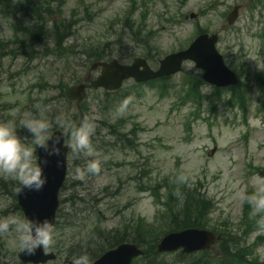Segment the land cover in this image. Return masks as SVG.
<instances>
[{"label":"rangeland","instance_id":"374dc122","mask_svg":"<svg viewBox=\"0 0 264 264\" xmlns=\"http://www.w3.org/2000/svg\"><path fill=\"white\" fill-rule=\"evenodd\" d=\"M66 1L63 15L58 19H65L63 22L67 24L72 22V18L83 19L73 28L71 37L64 44L67 51L77 52L78 57H70L72 53L67 56L70 58L51 54L50 51L55 49L53 34L45 33L42 29L39 38L43 42L47 39V42L44 45L35 43L32 45L33 52L28 53L37 54L36 61L8 55L7 49L2 52L0 71L4 81L0 85V106L3 103L12 104L13 108L5 115L16 120L17 124L25 112H30L28 108L34 109L37 99L59 97L61 90L54 88L59 82L71 87L100 75L99 71L92 73L91 65L85 67L79 60L87 58V54L81 52L89 53L92 46L108 44L107 52L111 60L131 64L135 58L143 57L157 70L165 56L188 47L201 26L209 34L218 33L221 36L219 51L229 68H240V61L236 57L243 51L241 57L245 68L250 69L251 77L255 74L264 76V71L258 70V66L264 68V43L258 39L264 33V9L250 10V0H150L147 3L144 0ZM12 2L20 10L15 18L0 11V40L10 41L14 38L13 23H22L26 27L38 24L30 13L40 0ZM239 3L247 7L238 23L229 26L224 15H228L232 7ZM56 4L49 6L53 13L59 9L55 7ZM210 4L216 8H208ZM133 6L136 12L126 20ZM202 9L206 12L204 18L200 16L194 22L185 20V15L200 14ZM94 14H97V18L90 22L88 18ZM53 15L57 18L58 14H52L51 18ZM143 15H146L145 19ZM47 28L50 29L49 25ZM138 30L142 35L137 33ZM150 31L154 36L151 37L152 50L149 51L140 43V39ZM20 35L23 36V33ZM22 39H27V36ZM194 69V64L187 62L183 73L167 82L168 95L163 98H160L158 88L143 86L138 89L133 81H128L117 95L105 97L103 90L89 91L87 103L90 115L96 118L94 147L96 158L101 160V173L87 177L84 182L77 180L75 168L83 167L86 158L74 160L69 155V170L61 200L72 198L80 205L72 207L68 203L62 206L64 217L61 226L55 228L54 244L47 250L57 253L60 249L61 255L55 263L50 264H68L65 258L68 247L86 238L93 223H98L106 231L123 228L138 216L150 223H157L161 209L152 192L146 188L159 185L158 192L165 199L163 185L176 176L178 164L190 178V185L206 193L215 203L208 229L233 234L241 232L245 200L240 194L253 190L249 183L252 175H264V113H257L264 99V90L242 74L241 79L248 84L251 102L247 113L243 114L237 107L226 103L231 97L230 91L223 90L218 99L219 94H215L209 84L201 87V105L194 104L184 98L187 87L184 79L194 75ZM39 84L45 87L38 88ZM257 91L260 95L256 94ZM126 99L130 101L126 110L117 116V108ZM69 110L76 112L75 105L70 106ZM61 111L66 113V107L60 108ZM257 121H260L259 126ZM132 129L136 131L128 139H132L133 146L123 150L111 132L129 134ZM122 140L129 143L123 137ZM215 147L218 151L210 156ZM3 182L7 184L3 185ZM13 184L16 185V182L0 177V217L11 214L24 216L15 208ZM256 235L249 238V244ZM13 240L14 234L11 232L0 234V264H20L18 255L21 251L14 246ZM211 252L217 253L216 249ZM175 255H165L162 260L167 264H179ZM255 256L261 260L256 252Z\"/></svg>","mask_w":264,"mask_h":264},{"label":"clouds","instance_id":"9594fccd","mask_svg":"<svg viewBox=\"0 0 264 264\" xmlns=\"http://www.w3.org/2000/svg\"><path fill=\"white\" fill-rule=\"evenodd\" d=\"M258 70L264 71V68L258 66ZM194 75L202 76L203 71L194 69ZM256 94L260 95L259 91ZM129 102L127 99L122 102L116 110L117 116L124 113ZM48 111V106L36 105V112H25L18 124L14 119L0 121V177L16 182L20 186L18 192L25 189L39 191L44 187L48 179L44 168L48 161L41 160L37 150L43 149L48 154L59 156L62 138L67 150L66 157L70 155L74 160L86 158L83 167L75 168L77 180L84 182L87 177L101 173V160L96 158L93 144L96 118L85 115L77 125L71 123L62 111L50 119ZM256 124L259 126L260 121ZM54 128L61 129L64 136L55 135ZM178 180L184 182L186 177L181 175ZM249 183L253 190L250 193L244 191L240 195L250 206L249 219L255 220L256 231L264 233V175H252ZM9 232L14 234V246L31 256L38 249L47 251L54 244L56 230L47 218L40 220L11 214L0 217V234ZM255 252L264 260V245L257 247ZM71 264H91L90 257L85 251L74 256Z\"/></svg>","mask_w":264,"mask_h":264},{"label":"water","instance_id":"95a60500","mask_svg":"<svg viewBox=\"0 0 264 264\" xmlns=\"http://www.w3.org/2000/svg\"><path fill=\"white\" fill-rule=\"evenodd\" d=\"M194 17L195 15L192 16V19ZM234 20L235 14L231 16L230 23ZM217 42V36H201L189 50L167 57L162 61L160 69L156 72L149 68L148 63L142 59L135 60L132 66H122L117 61L111 64H99L103 68V75L94 81L92 86L96 88L104 87L116 91L122 87L123 81L129 78H134L137 83H140L165 76H173L181 72L182 65L186 60H192L198 68L205 70L204 81L210 82L218 88L238 85L235 74L225 68L223 57L216 50L215 45ZM85 89L86 86L72 88L68 92V98L71 100L77 99L82 102L86 96ZM56 135L64 136L60 134ZM66 151L63 146V138L61 139L59 156L52 155L50 157L48 153L40 149L39 154L41 160L46 159L48 161L44 168V173L48 179L47 183L39 191L25 189L19 193L18 201L27 217L33 219L38 218L40 220L47 218L54 225L56 211L59 206L58 197L60 188L64 184L67 170L65 163ZM218 241L219 238L214 233L192 229L181 232V234L169 235L158 246V251L170 252L183 247L184 253L191 254L194 251L209 249ZM140 254L141 251L138 246L124 244L102 256V259L94 264H132L133 260ZM20 259L25 263L45 264L49 261L56 260V257L53 254H46L42 249H38L35 255L31 256L22 252Z\"/></svg>","mask_w":264,"mask_h":264},{"label":"trees","instance_id":"16d2710c","mask_svg":"<svg viewBox=\"0 0 264 264\" xmlns=\"http://www.w3.org/2000/svg\"><path fill=\"white\" fill-rule=\"evenodd\" d=\"M7 8L8 5H5L2 10L6 11ZM55 25V30H58L56 36L57 40L62 39L64 34H61L60 37V32L68 33L69 29L65 25H61L60 27L58 23ZM27 32L29 33V36L32 35L31 31ZM66 35L67 34H65V36ZM104 56L100 52L93 54L95 61L102 60ZM163 81L166 80L153 81L148 85L154 86L156 83H162ZM202 84L203 82L198 77H192L187 80V87L185 90L186 94L184 97L185 100H196V103L200 104L202 102V94L200 93V86ZM232 91L234 94L229 100V103H234V105L240 107L243 113L246 112L248 108V102L245 91H240L239 89H232ZM216 92L220 93L218 90H216ZM163 93H166L164 87L161 94ZM176 174V178L173 181H168L165 184L166 192L164 197L166 200L163 202L165 212L162 214V218L165 220L163 223L164 228L156 230L149 223H147V221H144L140 217L134 220L132 226L129 227L130 233L127 232L128 229L123 231L114 230L112 232H106L96 228L91 233L93 237L89 239V242H91L95 248V251L91 255L90 261L98 259L101 254L113 249L114 247H117L119 244L131 242L134 244L137 243L142 247H146L144 254L145 256L140 259L139 262L137 261L136 264H153V261L154 264H157L156 260L159 258V256L156 255L155 249L162 235L171 231L179 232L183 229H192V227L199 229L207 227L209 221L208 216L214 208L213 202L208 200L206 195L201 194V192H199L197 189H193L190 185H188L189 178L187 177L186 173L181 171L180 166H178ZM181 175L186 177L184 182H180L178 180V177ZM244 205V221L242 224L244 228V234L249 235L251 232L256 231V225L255 220L249 219V212L251 211L250 206L247 202H245ZM261 242H264V237L262 236L258 237V243L261 244ZM82 244H79L78 246ZM87 245L88 244L84 245V249L82 248L79 251H77L78 246L73 248L76 256L85 251L88 253L86 250V248H88ZM219 252L220 256L217 257V264H264V262H258L256 259L249 260L248 256L251 254L249 249L239 246L238 240L233 237H230L219 245ZM196 264H203V261L199 260V262Z\"/></svg>","mask_w":264,"mask_h":264},{"label":"flooded vegetation","instance_id":"af4514ba","mask_svg":"<svg viewBox=\"0 0 264 264\" xmlns=\"http://www.w3.org/2000/svg\"><path fill=\"white\" fill-rule=\"evenodd\" d=\"M254 4L258 5V6H262L264 5V0H251Z\"/></svg>","mask_w":264,"mask_h":264}]
</instances>
